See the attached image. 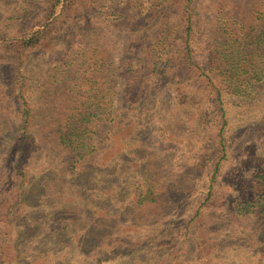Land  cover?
<instances>
[{
	"label": "trees",
	"instance_id": "16d2710c",
	"mask_svg": "<svg viewBox=\"0 0 264 264\" xmlns=\"http://www.w3.org/2000/svg\"><path fill=\"white\" fill-rule=\"evenodd\" d=\"M223 1L47 0L0 35V264L42 207L28 264H264V0Z\"/></svg>",
	"mask_w": 264,
	"mask_h": 264
},
{
	"label": "rangeland",
	"instance_id": "374dc122",
	"mask_svg": "<svg viewBox=\"0 0 264 264\" xmlns=\"http://www.w3.org/2000/svg\"><path fill=\"white\" fill-rule=\"evenodd\" d=\"M47 0H0V35L2 33L13 35L16 34V29H18L19 24H23V21H26V18L30 16H35L41 12L40 8H42L45 5V2ZM202 6H207L211 0H199ZM257 0H224L223 1V8L224 9H235L241 6L243 2L246 4L255 2ZM10 5L14 7V9H10ZM21 11H23V15L20 16ZM203 15L204 20L201 24L200 30L201 32L210 37L211 36V29L213 26L212 19H211V13L207 10H204ZM176 17H173L172 24L175 23ZM102 33L106 34V38L108 41V48H112L111 54L117 58L120 53V44L122 43L121 37L119 36V33L115 30H110L106 27V25L101 22L100 26L96 28V30L92 31V36ZM89 38V37H88ZM113 57V59H114ZM0 94H2V89L0 88ZM231 119V128L238 125V122L234 118ZM230 129L227 128V130ZM157 146L152 143V148L156 152L157 156L160 158L161 162H166L165 169L168 170L169 162H172L173 159L171 157L167 156L166 160V154H164V149L166 148V151L170 149V146H161V148H156ZM258 147L260 149H264V136L260 138V141L258 143ZM166 153V152H165ZM169 153V151H167ZM170 154V153H169ZM42 213V214H41ZM40 213V217H37L36 220L33 221V223H28V229H27V235L28 240L31 238H35L37 240V243L32 246L29 253H27V258L22 260V262L26 261L25 264L29 263L30 259H38L41 258L44 254L47 253V246L45 244H40L43 242V229L48 227V224L51 225L49 221L42 223L41 218H43V214L45 215V211L42 207V211ZM45 221V220H42ZM18 225L17 222L14 223V226L16 227ZM26 229V228H25ZM94 235H98L101 233V231L95 230L92 231ZM26 237L24 238V240ZM53 251V256L56 257L58 261L65 260L68 263H72L74 255H72V251H67L64 248L61 247H51ZM141 255V254H139ZM20 260V257L18 261ZM51 262H54V257H52Z\"/></svg>",
	"mask_w": 264,
	"mask_h": 264
}]
</instances>
